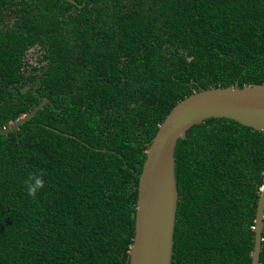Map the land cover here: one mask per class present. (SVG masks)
I'll return each mask as SVG.
<instances>
[{"label":"trees","instance_id":"1","mask_svg":"<svg viewBox=\"0 0 264 264\" xmlns=\"http://www.w3.org/2000/svg\"><path fill=\"white\" fill-rule=\"evenodd\" d=\"M250 84H264V0H0V128L48 99L0 135V264H129L166 116ZM175 157L172 264H251L264 131L211 117Z\"/></svg>","mask_w":264,"mask_h":264},{"label":"water","instance_id":"2","mask_svg":"<svg viewBox=\"0 0 264 264\" xmlns=\"http://www.w3.org/2000/svg\"><path fill=\"white\" fill-rule=\"evenodd\" d=\"M47 101L44 98L30 113L0 128V135L17 130ZM211 117L235 119L264 131V84L202 89L178 102L166 116L147 150L140 175L135 237L129 264H172L179 201L176 147L191 127ZM263 229L264 185L257 205L251 264H260Z\"/></svg>","mask_w":264,"mask_h":264},{"label":"clouds","instance_id":"3","mask_svg":"<svg viewBox=\"0 0 264 264\" xmlns=\"http://www.w3.org/2000/svg\"><path fill=\"white\" fill-rule=\"evenodd\" d=\"M26 184L29 195L33 196L36 195L38 190L42 187V181L36 176H33L31 179L26 181Z\"/></svg>","mask_w":264,"mask_h":264},{"label":"rangeland","instance_id":"4","mask_svg":"<svg viewBox=\"0 0 264 264\" xmlns=\"http://www.w3.org/2000/svg\"><path fill=\"white\" fill-rule=\"evenodd\" d=\"M41 52L38 48H32L27 55V60L30 64L36 65L38 62V58L40 57Z\"/></svg>","mask_w":264,"mask_h":264}]
</instances>
